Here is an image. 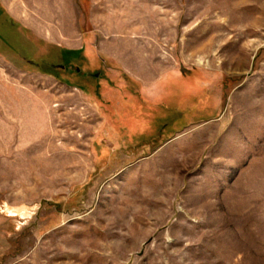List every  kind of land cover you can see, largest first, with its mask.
Masks as SVG:
<instances>
[{
	"label": "rangeland",
	"instance_id": "rangeland-1",
	"mask_svg": "<svg viewBox=\"0 0 264 264\" xmlns=\"http://www.w3.org/2000/svg\"><path fill=\"white\" fill-rule=\"evenodd\" d=\"M0 264H264V0H0Z\"/></svg>",
	"mask_w": 264,
	"mask_h": 264
},
{
	"label": "trees",
	"instance_id": "trees-1",
	"mask_svg": "<svg viewBox=\"0 0 264 264\" xmlns=\"http://www.w3.org/2000/svg\"><path fill=\"white\" fill-rule=\"evenodd\" d=\"M5 26V25H4ZM14 27V26H13ZM13 28L12 27H8V32H10V30H12ZM7 30V29H6Z\"/></svg>",
	"mask_w": 264,
	"mask_h": 264
}]
</instances>
